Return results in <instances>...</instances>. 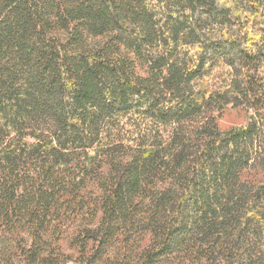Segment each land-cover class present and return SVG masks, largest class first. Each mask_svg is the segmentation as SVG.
<instances>
[{"label":"trees","instance_id":"16d2710c","mask_svg":"<svg viewBox=\"0 0 264 264\" xmlns=\"http://www.w3.org/2000/svg\"><path fill=\"white\" fill-rule=\"evenodd\" d=\"M0 264H264V0H0Z\"/></svg>","mask_w":264,"mask_h":264},{"label":"rangeland","instance_id":"374dc122","mask_svg":"<svg viewBox=\"0 0 264 264\" xmlns=\"http://www.w3.org/2000/svg\"><path fill=\"white\" fill-rule=\"evenodd\" d=\"M245 118V113L240 110L230 109L224 112L223 116L219 120L220 125L223 128H228L239 123H242Z\"/></svg>","mask_w":264,"mask_h":264}]
</instances>
